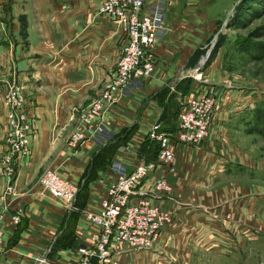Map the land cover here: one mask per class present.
<instances>
[{"label": "crops", "instance_id": "crops-1", "mask_svg": "<svg viewBox=\"0 0 264 264\" xmlns=\"http://www.w3.org/2000/svg\"><path fill=\"white\" fill-rule=\"evenodd\" d=\"M3 1L0 0V7ZM100 1L29 0L25 43L18 38L8 9L6 19H0L7 29L0 32V159L7 150L4 96L13 82L25 88V108L32 128L28 155L15 161L14 192L11 194L6 193L8 182L0 169V212L3 213L4 230L0 264H81L78 248L91 246L92 235L97 231L85 213L98 211L108 184L118 174L133 169L141 157L140 147L146 142L150 126L164 117L171 95L180 96L179 100L185 103L213 90L215 105L211 128L214 124L221 125L223 119L226 121L223 123H227L239 118L246 111L247 107L240 104L239 97L232 91L222 97L214 89L220 80L206 69L208 63L201 69L205 70L203 81L191 77L208 40L217 35L219 24L225 23L236 0H161L164 31L152 48V75L134 80L120 92L117 102L104 114V131L100 138L88 139L77 148L70 147L69 136L81 116L114 78L124 42L123 33L115 23L107 15L97 13ZM153 1L145 0V7ZM187 79H191L189 85L185 82ZM181 88H187L184 94ZM253 105L254 102L248 106ZM223 128L229 129L228 125ZM124 133L126 140L118 143L112 154V151L105 153L89 172L92 158L100 149L113 144L118 135ZM182 146H175V155L178 150L183 158L180 159L179 176L174 179L175 176L158 170L143 189L153 204L172 211L180 220L168 227L170 230L162 231L156 244L170 246L166 240L174 241L173 236L180 234L182 246L188 242L193 247L184 259L205 264V251L213 249V232L217 230H213L211 216L206 214V210L213 208L195 204L192 190L204 181L213 182L218 175L210 171L195 172L183 155L186 147L191 146L181 152ZM215 165L219 170L225 167L228 172L229 167L239 164L221 160ZM46 170L56 171L80 189L83 186L73 210L53 200L43 190L40 177ZM160 173L170 182L173 179L180 182L179 187L172 189L181 202L172 194L151 192L154 179ZM184 197L193 201L185 205ZM17 210H22V214L20 223L15 226L10 222V215ZM186 228L189 240L177 233ZM120 259L127 264L132 260V253H125Z\"/></svg>", "mask_w": 264, "mask_h": 264}, {"label": "built area", "instance_id": "built-area-1", "mask_svg": "<svg viewBox=\"0 0 264 264\" xmlns=\"http://www.w3.org/2000/svg\"><path fill=\"white\" fill-rule=\"evenodd\" d=\"M97 13L107 15L123 33L124 42L117 62L115 76L102 93L94 98L81 116L79 124L69 138V146L77 148L88 139L103 134V117L118 100V95L134 80L149 77L154 71L152 48L164 31V10L161 0L145 7V0H102ZM199 61L192 79L203 81ZM23 88L13 82L4 96L7 108V150L0 159L1 172L7 178L6 193L14 192L15 161L30 151L31 127L20 110ZM180 102L175 131L166 132L161 121L150 126L146 139L157 144L156 161L139 158L130 172L120 173L111 181L98 211H87L85 217L96 228L92 245L78 248L81 264H123L120 256L138 250H150L158 241L164 228L171 225L173 217L166 209L151 202L144 184L156 171L171 175L175 171L177 144L192 146L201 142L209 133L213 120L214 97L211 92ZM125 146V149H128ZM40 185L49 196L73 210L79 192L76 186L61 178L56 171L46 170L40 177ZM151 192L154 195L172 192L167 176L160 173L154 179ZM22 210L10 215L13 225L20 223ZM3 213L0 212V246L3 243Z\"/></svg>", "mask_w": 264, "mask_h": 264}, {"label": "rangeland", "instance_id": "rangeland-1", "mask_svg": "<svg viewBox=\"0 0 264 264\" xmlns=\"http://www.w3.org/2000/svg\"><path fill=\"white\" fill-rule=\"evenodd\" d=\"M28 1L4 0L0 7L2 21L7 17V9L10 11L12 25H15L22 43L26 41V8L30 9ZM219 25L217 35L214 32L215 37L208 40L202 54L204 56L208 50L213 52L212 55L209 53L210 56L208 55L202 68L208 63L206 69L216 74L214 77L220 82L214 89L222 97L232 91L239 97L240 104L247 108L239 118L231 119L227 123H223L226 122L223 119L218 127L215 124L210 127L208 135L201 142L191 147L183 145L179 151L187 148L183 155L189 159V165L193 166L195 172L210 171L213 175H218L216 179L222 178L220 181L214 179L213 182L203 180L201 186L192 190L195 204L213 208L206 210V214L211 216L213 230H217L213 232V249L210 252L205 251V264H264V0H236L225 23ZM6 31L0 22V32ZM204 71H201L203 77ZM21 87L23 102L20 110L31 127L25 108V88ZM210 92L215 105V93L213 90ZM252 102L254 105L249 107ZM223 125H228L229 129H224ZM142 146L144 145L140 148ZM140 151L144 160L156 161L153 145H145V149ZM175 156V171L171 174L175 176L174 179L181 172L180 159H183L178 150ZM221 160H231L239 165L229 167L228 172L225 167L219 170V164L217 166L215 162ZM174 179L170 182L172 187H179L180 182ZM229 179L233 180L227 182ZM173 190L174 188L168 194L174 195L181 202L182 199L175 196ZM184 198L185 205L193 201L192 198ZM165 211L173 217L172 224L180 221L179 216L172 211ZM177 233L183 234L184 240H189L188 229ZM179 235L173 236L174 241L166 240L170 246L155 244L150 250L130 252L132 260L127 264H198L184 259L188 258L185 254L193 247L188 242L182 246ZM181 253L185 256L180 257ZM121 262L126 264L123 260Z\"/></svg>", "mask_w": 264, "mask_h": 264}, {"label": "trees", "instance_id": "trees-1", "mask_svg": "<svg viewBox=\"0 0 264 264\" xmlns=\"http://www.w3.org/2000/svg\"><path fill=\"white\" fill-rule=\"evenodd\" d=\"M210 54L212 55L213 52ZM185 82L188 83V85H189L191 82V79H187ZM186 90H187V88H181L180 92L182 94H184L186 92ZM170 97H172V98H170L171 100L168 102V105L166 108V113L160 121L163 124L164 131L172 133L175 131L176 117H177L178 112L180 110V102H179L180 96H172L171 95ZM263 128H264V125H263ZM126 135H127L126 133H124L122 135L121 134L118 135V138L116 139L115 142H113V144H106L102 149H100V151L92 158V163L90 165L89 172L92 171L93 169H95V165L98 164L97 161L102 160V158H104V156H105L104 155L105 153L108 154L109 152L112 151L110 153V154H112L114 152V150L118 147V145H119L118 143H120L122 141L124 142V140H126V138H127ZM145 145H148V147L149 146L151 147L153 145L155 147V157H156L157 149H158L157 144H155L154 142H151L149 140H146V142L144 143V146H142V150L145 149ZM140 158H142V157H140ZM86 181H87V179L85 180V182ZM82 190H83V186L79 190L78 194H80V192ZM76 201H77V199H76ZM75 204H76V202H75ZM92 264H97V262L94 260Z\"/></svg>", "mask_w": 264, "mask_h": 264}, {"label": "water", "instance_id": "water-1", "mask_svg": "<svg viewBox=\"0 0 264 264\" xmlns=\"http://www.w3.org/2000/svg\"><path fill=\"white\" fill-rule=\"evenodd\" d=\"M209 53H210V50H208V51L206 52V54L200 58L199 61H200L201 63H204V62L206 61V59H207Z\"/></svg>", "mask_w": 264, "mask_h": 264}]
</instances>
